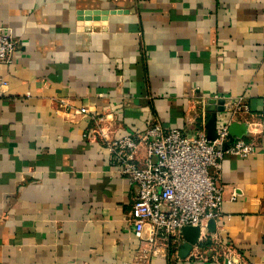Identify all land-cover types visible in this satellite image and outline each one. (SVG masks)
I'll use <instances>...</instances> for the list:
<instances>
[{"label":"crops","instance_id":"1","mask_svg":"<svg viewBox=\"0 0 264 264\" xmlns=\"http://www.w3.org/2000/svg\"><path fill=\"white\" fill-rule=\"evenodd\" d=\"M0 28L18 41L0 66V264H136L138 190L108 145L207 132L216 98L248 108L233 124L256 153L224 159L215 231L148 264H264V0H0Z\"/></svg>","mask_w":264,"mask_h":264},{"label":"built area","instance_id":"2","mask_svg":"<svg viewBox=\"0 0 264 264\" xmlns=\"http://www.w3.org/2000/svg\"><path fill=\"white\" fill-rule=\"evenodd\" d=\"M17 53L18 41L0 28V66L11 65ZM0 85L7 83L0 79ZM224 101L228 118L217 120L215 141L208 139L206 130L186 135L156 124L135 138L123 137L108 145L113 165L138 190L130 222L135 238L145 246L136 264L165 257L171 245L184 240L183 230L188 227H198L199 242H204L208 223L222 217L224 159H248L256 153L255 146L242 140L222 148L229 142L237 114L248 112L240 101ZM141 149L146 152L145 168L138 165ZM227 254L226 264H239L231 250Z\"/></svg>","mask_w":264,"mask_h":264},{"label":"water","instance_id":"3","mask_svg":"<svg viewBox=\"0 0 264 264\" xmlns=\"http://www.w3.org/2000/svg\"><path fill=\"white\" fill-rule=\"evenodd\" d=\"M88 20H90V17H88ZM207 105L206 111L211 113L210 119L208 120L206 129L208 132V139L210 141H215L217 139V134H216V129H217V114L224 112V100L220 101H215L211 100ZM218 107H215V105ZM245 131V127L239 126L237 124H232L230 126L229 132V142L225 144L222 148L226 149L229 145L234 144L238 139H240ZM216 229V224L214 221H210L208 223L207 230L211 233H213ZM183 236L186 240V248L190 250L192 247L196 246L200 237V229L198 227L193 228V227H188L183 230Z\"/></svg>","mask_w":264,"mask_h":264}]
</instances>
